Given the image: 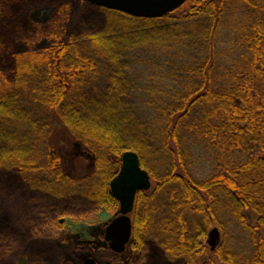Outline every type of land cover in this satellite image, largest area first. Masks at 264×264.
I'll use <instances>...</instances> for the list:
<instances>
[{"label": "trees", "instance_id": "1", "mask_svg": "<svg viewBox=\"0 0 264 264\" xmlns=\"http://www.w3.org/2000/svg\"><path fill=\"white\" fill-rule=\"evenodd\" d=\"M67 2L52 14L73 30L53 35L51 57L14 53L0 66V264L21 255L62 264L86 249L108 264H148L152 246L174 264H195L213 222L224 232L233 223L245 240L240 251L217 245L218 259L264 264V0H186L154 18ZM231 4L242 8L227 20L242 52L228 62L213 44ZM185 22L195 26L184 32ZM191 37L205 57L174 74L136 76L137 49L174 56ZM56 122L92 153L89 176L61 170ZM127 150L156 186L135 195L131 253L121 259L75 245L60 220L118 207L109 182ZM197 170L208 175L198 180Z\"/></svg>", "mask_w": 264, "mask_h": 264}, {"label": "rangeland", "instance_id": "2", "mask_svg": "<svg viewBox=\"0 0 264 264\" xmlns=\"http://www.w3.org/2000/svg\"><path fill=\"white\" fill-rule=\"evenodd\" d=\"M67 1L70 0H0V45L4 47V55L0 56V66L5 63L4 67L6 69L9 68L6 61H9V56L14 53L24 55L29 53V51H37L51 57V49L46 48L53 47L51 45L53 35H63L66 31L73 30V27L69 28L62 22H58V24L56 21H59V17L52 14L57 5L68 3ZM183 11L185 10H179L175 12V15H180ZM241 11L242 8L236 4L229 6L227 17L222 22L220 31L214 41L215 58H219L221 61L228 60V62H231L233 58L242 52L235 41L233 29L227 23V20L231 19L229 16L235 15L236 17V14ZM195 21L197 19L192 22ZM183 24L187 26L182 28L184 32H189L188 28L195 26L191 22ZM190 31L193 35L196 30ZM196 41L197 39L194 37L187 39L186 42L184 41L185 45L173 49L174 56L168 53L169 51L164 52L158 48L137 49L135 57L138 58L139 63L134 66L136 76L142 77L152 72L156 74H174L177 68L189 65L194 59L196 61L200 60L201 57H205V53L201 54L199 52ZM221 52L224 54L223 57L218 56ZM50 141L54 148L53 153L58 157L61 170L65 174L83 178L92 173V153L81 142L76 140L60 122L54 124ZM171 146L174 148L173 143H171ZM178 172L181 173V170L179 169ZM207 175V172L197 170L194 176L196 179L202 180ZM19 185L22 186L23 183L20 182ZM155 186L156 182L151 179V187L148 191L154 190ZM117 210L118 207L114 211L102 208L95 216L86 220L72 221L68 219L65 221L64 226L71 235L74 244H90L94 250L101 246L107 248V242L103 238L104 224L112 220ZM246 215L251 224L256 223L257 216L252 211H246ZM130 217L132 218V214H130ZM213 226H217L220 231L218 247L224 245L232 251H240L243 248L244 236H242V232H238L234 228L233 223L226 226L227 228L224 232L213 222L208 227L207 232ZM204 246L205 250L198 255L195 264H225L217 258L215 249L211 250L209 248L206 240L204 241ZM86 250L88 251L80 252L77 262L70 254H67L63 264H82L84 258L93 257V255L88 254L89 249ZM130 253L128 243L126 251L119 255V258L126 259ZM98 264H108V262L99 260ZM148 264L174 263L159 252L155 246H152L150 263Z\"/></svg>", "mask_w": 264, "mask_h": 264}, {"label": "water", "instance_id": "3", "mask_svg": "<svg viewBox=\"0 0 264 264\" xmlns=\"http://www.w3.org/2000/svg\"><path fill=\"white\" fill-rule=\"evenodd\" d=\"M89 4L117 10L131 16L154 18L160 17L178 8L186 0H84ZM151 179L148 172L140 166L137 153L127 150L121 155V165L117 174L110 180L109 189L118 201V210L111 221L104 224V240L110 250L121 253L130 241L135 195L138 191H148ZM220 240V231L213 226L207 232V244L214 250ZM24 263V258L19 259ZM83 264H95L94 259L86 258Z\"/></svg>", "mask_w": 264, "mask_h": 264}, {"label": "flooded vegetation", "instance_id": "4", "mask_svg": "<svg viewBox=\"0 0 264 264\" xmlns=\"http://www.w3.org/2000/svg\"><path fill=\"white\" fill-rule=\"evenodd\" d=\"M66 220H68V219H61L60 222H61V223H65ZM104 228H105V227H104ZM103 238H104V233H103ZM80 244H86V243H80ZM80 244H75V245H80ZM127 244H128V243H127ZM126 247H127V245H126ZM126 247H125V250H124L123 252H121V253H116V252H113L112 250H110L109 247H108V244H107V248H108L111 252H113L114 254H116V255H118V256L121 255V254H123V253L126 251ZM99 248H104V247L101 246V247H98L97 249H99ZM97 249H95V250L93 249V252L96 251ZM77 251H80V250L78 249ZM81 252H86V250L81 251ZM67 254H70V255L72 254L71 257L77 262V261H78V257H79L80 252H77V253H75V252H74V253H67ZM67 254H66V255H67ZM88 254H89V255H92L91 252H88ZM22 257L24 258V263H23V264H28V259H27V257H26L25 255H21V256H19V257L17 258V262H16V264H19L18 261H19V259L22 258ZM89 257L92 258V259H94L95 264H98V261H99L98 259H96L94 256H93V257H92V256H88V257H86V258H89ZM86 258L83 259L82 264L84 263V260H85ZM63 261H64V260H63ZM62 264H63V262H62Z\"/></svg>", "mask_w": 264, "mask_h": 264}]
</instances>
